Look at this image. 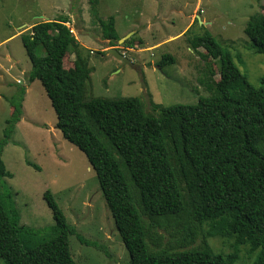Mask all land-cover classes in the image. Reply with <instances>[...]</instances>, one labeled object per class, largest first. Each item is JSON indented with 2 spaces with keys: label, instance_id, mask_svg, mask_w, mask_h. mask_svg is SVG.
Masks as SVG:
<instances>
[{
  "label": "trees",
  "instance_id": "trees-1",
  "mask_svg": "<svg viewBox=\"0 0 264 264\" xmlns=\"http://www.w3.org/2000/svg\"><path fill=\"white\" fill-rule=\"evenodd\" d=\"M95 2L91 15L102 39L116 43L114 18H98ZM66 23L40 22L20 35L31 63L28 80L40 81L55 128L94 171L130 264H235L242 245L257 252L253 264H264V76L259 88L251 86L231 54L204 30L187 41L193 51L203 50L200 58L217 63L216 95L194 105L152 104L155 115L145 113L138 98L85 100L91 70ZM243 33L264 57V14L251 16ZM122 47L133 49V40ZM69 54L74 62L66 70ZM173 63L167 54L158 64ZM25 92L23 87L8 100L12 111L0 140V179L11 177L1 156L21 120ZM43 198L54 224L51 238L35 243L38 233L20 224L11 196L0 194L4 264H76L69 251L72 235L98 247L67 223L49 191ZM214 237L233 238L234 251L216 253L208 243ZM199 238L197 247L183 248Z\"/></svg>",
  "mask_w": 264,
  "mask_h": 264
},
{
  "label": "rangeland",
  "instance_id": "rangeland-1",
  "mask_svg": "<svg viewBox=\"0 0 264 264\" xmlns=\"http://www.w3.org/2000/svg\"><path fill=\"white\" fill-rule=\"evenodd\" d=\"M91 1L0 0V140L12 111L8 100L26 84L28 89L21 120L2 151L11 177L0 179V194L11 196L20 224L38 233L35 243L51 238L54 222L43 198L49 191L76 233L98 245H84L69 236V251L76 264H130L94 171L84 154L55 128V112L40 81L28 80L31 63L20 35L34 24L66 18L91 70L85 100L138 98L144 112L155 115L152 104L194 105L200 97L217 94V63L200 58L203 50L193 51L187 41L204 30L231 54L248 83L260 87L264 57L252 50L243 29L251 16L264 14V0H95L97 17H113L119 39L131 34L134 47L129 52L117 42L102 39L91 15ZM112 48L124 54L134 68L109 55L107 50ZM38 52L43 54L42 49ZM167 54L174 63L161 68L158 63ZM73 62L74 56L67 55L64 68L71 70ZM200 243L199 238L183 248ZM208 243L216 253L234 251L233 238L214 237ZM256 254L242 245L235 264H253Z\"/></svg>",
  "mask_w": 264,
  "mask_h": 264
},
{
  "label": "water",
  "instance_id": "water-1",
  "mask_svg": "<svg viewBox=\"0 0 264 264\" xmlns=\"http://www.w3.org/2000/svg\"><path fill=\"white\" fill-rule=\"evenodd\" d=\"M131 34L126 35L123 38H120L117 43L119 45H122L126 40L130 38ZM107 53L114 57L115 59L121 61L123 64L128 65L132 68H134V64L122 53H120L116 48L108 49Z\"/></svg>",
  "mask_w": 264,
  "mask_h": 264
},
{
  "label": "crops",
  "instance_id": "crops-1",
  "mask_svg": "<svg viewBox=\"0 0 264 264\" xmlns=\"http://www.w3.org/2000/svg\"><path fill=\"white\" fill-rule=\"evenodd\" d=\"M199 1H200V0H199ZM191 22H192V21H191ZM208 23L210 24V22H208ZM34 25H35V24H34ZM32 26H33V25H32ZM32 26H29L27 29L30 30ZM189 27H190V24H189V26H187V28H185V30L182 31L180 34L183 35V34L189 29ZM180 34H179V35H180ZM129 51H131V49H127V50H126V52H129ZM8 72H9V71H8ZM24 87H25V89H26V93H27V91H28V89H27V84H26Z\"/></svg>",
  "mask_w": 264,
  "mask_h": 264
},
{
  "label": "built area",
  "instance_id": "built-area-1",
  "mask_svg": "<svg viewBox=\"0 0 264 264\" xmlns=\"http://www.w3.org/2000/svg\"><path fill=\"white\" fill-rule=\"evenodd\" d=\"M65 25H66V27L68 28V30L70 31V33L72 34L73 31H71V29L69 28V26H68L67 24H65Z\"/></svg>",
  "mask_w": 264,
  "mask_h": 264
}]
</instances>
